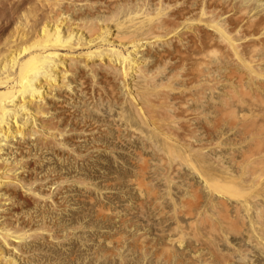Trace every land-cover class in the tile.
Returning <instances> with one entry per match:
<instances>
[{
  "label": "rangeland",
  "instance_id": "1",
  "mask_svg": "<svg viewBox=\"0 0 264 264\" xmlns=\"http://www.w3.org/2000/svg\"><path fill=\"white\" fill-rule=\"evenodd\" d=\"M93 1L96 4V0ZM101 1L108 2V0H97L100 10L97 4L92 6V9L97 7L98 12L95 10L94 14L88 10L96 17L97 14L101 15L99 12L103 14L107 11L106 8L103 10L105 6L99 5L105 3ZM109 1H113L114 5L109 4L108 11L110 9L114 11L112 6L117 7L118 3L115 1L120 0ZM124 1L122 3L126 1L131 3L134 0ZM151 1L146 0L151 5L147 3V6L153 9L155 0L152 1L153 4ZM162 1H165L164 5L171 4L168 13L171 16L174 15L172 18L176 22V18L178 19L179 25L175 24L176 28L179 30L191 28L194 31L190 32L193 35L189 33V36L184 37L185 42L187 41L184 44L185 47L176 40L170 42L171 45L178 46V49L186 54L190 53L191 56H193L192 53L197 54L203 50L209 52L213 65L216 61L214 65L216 67L212 65L214 67L212 71L216 77L219 75L217 80H222L215 82H219V85L213 82L210 86L209 84L200 85L201 87L190 85V87L193 86L191 88L188 86L189 91L193 92L190 91L192 95H189L192 99L190 107L193 111L198 108V113L195 112L197 114L192 118V124L195 127L191 125V132L194 134L191 133L193 144L188 145L189 148L188 146L185 148L184 145L180 148L177 145V148L175 147L177 151L173 149L176 153H171V147L166 145L163 135L160 134L159 130H162V127L157 128L162 121L160 117L155 116L156 119H154V116L151 118L147 115L148 118L145 116L143 119V116L134 112L128 102L129 95L127 96L122 84L107 74L108 77L103 69H97L98 73L95 74L97 77L80 70L77 77H80L78 74L82 72L81 78L84 77L83 86L85 87L82 86L84 89L80 91L83 94L77 91V82L74 83V79L72 81L74 90L68 92L71 95H66V100L69 102L66 108L65 104L61 105L62 107L58 106L59 108L55 105L51 106L53 108L47 117H51V120L45 119L47 123L52 121L49 124L55 122V126L58 122L57 132L62 134L57 137L61 141L58 139L59 141L52 143L49 140L51 143L43 144L38 140L39 144H36L37 140L35 143L34 139L32 141L29 139L24 143L28 145L27 142H30L28 147L31 146V150L26 148L29 151L27 152L29 160L27 157L26 159L31 164L27 165L26 171L31 173L24 172V176L30 181L31 177L32 181L33 178L40 181L42 177H47L45 178L47 183L45 182L46 185L43 187L41 181L44 182L45 179H41L39 184L33 181L34 189L36 186L38 190L41 186L40 200L23 191H18L9 209L15 212V217L9 220L12 226L14 224L15 227L33 230L37 228L36 231L28 229L34 232L31 236L33 238L30 237V243H33V248L35 247V255H30L29 260L24 261V264H264V173H261L264 168L256 169V173L253 165L250 163L252 165L250 166L249 162H246V156L244 158V154H248L255 146L259 147V143L262 144L259 148L264 146V62L261 67L263 74L261 80H247L248 83L245 80L243 87L232 82L228 79L231 72L241 71V69L238 68L239 66L236 68L226 54L222 56V52L217 48L212 26L206 24L209 21L200 15L202 7L214 10V14L218 13L219 17L215 15L216 20L224 23L231 34L234 32L233 35L239 42H246L241 44V51L245 50L242 52L246 54L248 40L240 41L238 38L242 36L240 34L247 35L249 32L257 31V26L261 24L262 15H264V7H262L264 0H242L241 2L244 6L246 4L249 8L247 10L251 13L252 11H256L254 14L257 13L254 15L257 17H254V22L259 23L257 25L254 23L255 27L253 26L249 32L246 31L247 29L242 31L244 26L232 16V13H226L227 5L234 7V11L242 6L239 3L241 0H222V3L220 0ZM136 2L135 0L127 4V7L129 8L130 5L133 7ZM257 3L260 6H257ZM120 11L123 12L122 9ZM79 12L84 13V11H78L76 14H80ZM258 12L262 13H260L261 16ZM190 24L193 26L190 27ZM158 45L144 46L146 51H143L148 52L147 55H143L148 57L145 62L146 67L154 70L157 67L156 70L161 72L165 69L163 75L158 71L160 79L165 74L167 76L178 71L176 68L179 66V61L174 59L171 53H175L176 46L173 48L171 45L169 47V44H162L160 47ZM209 48L210 50L213 48L211 50L213 53L207 51ZM154 49H157V52ZM164 50L170 62L162 60L165 54L159 55ZM213 54H220V56L215 58ZM189 55L187 57H190ZM260 55L263 56L264 52H260ZM159 65H162V69ZM177 69L180 70L181 75L180 67ZM180 77L184 78V76ZM180 77L179 81L173 80L174 86L184 87L185 81L182 79L180 82ZM127 78L131 80V77ZM249 84L255 85L249 87ZM114 85L117 86L114 87ZM132 86L131 88L134 89ZM153 119L160 121L155 123L157 121L154 122ZM162 122L161 125L165 127V122ZM261 123L263 124L260 125ZM251 126H254L256 130H253ZM152 127H156L155 130L158 129V132ZM59 142L62 143L59 145ZM47 144L50 146L48 147ZM179 148L181 151L178 150ZM177 152L178 157L174 155ZM252 168L253 174L249 171L253 170ZM258 180H263L262 184Z\"/></svg>",
  "mask_w": 264,
  "mask_h": 264
},
{
  "label": "bare ground",
  "instance_id": "2",
  "mask_svg": "<svg viewBox=\"0 0 264 264\" xmlns=\"http://www.w3.org/2000/svg\"><path fill=\"white\" fill-rule=\"evenodd\" d=\"M120 1H115V3L116 2L118 3L117 7L116 5L112 6L114 7L113 9L115 12L111 9L108 11L109 8H107L109 7V4L114 3L113 1H109V0L108 2L106 1L107 2L106 5H105L106 3L105 1H104L105 3L101 1L104 4H99V5L105 6V7L102 6L103 10L106 8L107 11L105 10L106 12H104L103 14L99 12V14L101 15L97 14V17H96V15L94 16L93 13L91 12H94L95 10H97L95 12H98V9H99L98 2L100 1L97 2V0H96V4H97L98 9L97 7H93L92 9L93 4H95V1L93 0H0V264H24V261L26 260L28 261L30 255H33L35 253V247L33 248L32 246L33 243L32 244L30 243V237L32 236V232L34 230L36 231L37 228L34 230L30 228L33 231H29L30 229L26 227H15L14 224L12 226L10 222L11 221L10 218L13 219V216L15 217V214H14L15 212L13 213L9 210L12 207L11 205L14 202V195H16L18 191H23V193L25 192L35 197L37 200H40L42 196L40 193L42 192H39V189L41 186L39 185L40 187L38 186L39 189L37 190L36 186L34 185L35 186V189H34L33 184L35 183H33V181L39 184L41 179L42 180L45 178L47 179V177H44V178L42 177L41 179L38 178L40 179V181L39 180L37 181L36 179L34 180L33 178V181H32V177H31L30 178L31 181H30V180H27L26 176H24V172H27L26 167L29 164V161H28L29 157L27 155V152L29 151L26 148L28 147L30 142H27L29 143L28 145L24 143H26V141H28L29 139H31V141L34 139L35 143H36V140L37 141L40 140L43 144L44 142L52 141L53 143L54 141L60 140L58 138L59 137L58 135L62 133L57 132L58 130L57 127L59 126L58 122H56L57 127L54 125L55 122L49 124L50 122H52L50 121L51 117H49L50 118L49 123H47V120L49 119L47 117L50 115L51 109L53 108L51 106L53 105L59 108L58 106L65 104L64 106L66 108V104L69 103L66 100L67 99L66 95H69L70 93L68 94V92L72 91V89L74 90L73 86L75 82H77V85H76L77 87L75 86L77 91H80V90L82 91V89H84L82 88V86L84 85L83 84L84 77L81 78V76H83L81 75L82 72L81 74H78V76L80 75V77H77V73L80 70L91 73L95 77L96 72L98 73V70H99L98 68L103 69L106 75L108 74L111 78H113L114 80H118L122 84V86L127 92V96L129 95L128 97L127 96L126 97L128 98V102L133 107L134 112H137L139 115L143 116L144 117L143 119H145V116L146 118H148L149 116L152 118V116H154L153 117L154 119H156L157 117L158 118L160 117V119H162L163 121L161 122L162 123L165 122V127L161 125V122H159L160 126L159 124L158 125L156 124V125H157V128L162 127V130H159L160 134L163 135V139L167 143L166 145L167 146L169 145L171 147V148L168 147L170 148L171 153H174L175 152L174 150L177 147H180V146L182 147V145H184V147L188 145L191 146L193 144L192 135L194 134L191 132L192 130L191 125H193L192 124L193 116H195V114L198 113L197 112L198 108H196L197 109L196 111L195 110L193 111L192 107H190V102L192 100L190 96L192 94L190 95L191 90L189 91L188 86L189 87L190 85H198V86L201 85L202 86L203 84H207V85L209 84L210 86L211 85L210 83L222 81V80H217L218 79L217 77L219 75L216 77L215 73L212 71L214 70L212 68L216 67L214 66L216 64V61L214 62L215 64L213 65V61L211 60L212 56L210 59L209 52H205V50L202 49L203 51L197 52V54L192 53L193 56H191L190 53L189 55V54L184 53L183 50L178 49L177 48L178 46L176 45L175 46L177 49L175 50V53L174 52H171V53L174 59H177L179 61V66L178 65L177 66L180 67L181 72L183 74L181 73L180 75L179 73L180 70L177 69L178 68L177 67L176 70L178 71H176L175 73L172 72V74H168L167 76L165 74L166 77L162 76V78L159 79V77L161 76L158 75V71L161 72V70H156L157 67L155 68V70L150 69V67L149 68L146 67L147 65L145 64V62H147L148 57H146L143 54H146L148 51L146 53L143 51L146 49L144 48V46L149 45L150 47L152 46L154 47L155 45H158V44H161V45L169 44V47H170L171 45L170 42L172 41L175 42V40L177 43L179 42L180 45L184 46V44L187 42V41L185 42L186 39L184 40V37L185 36L187 37V35L190 32L193 33L194 31H192L188 25L187 26L190 30L189 29L179 30V28L175 27L176 26L175 24L178 23V19L176 18L177 20L176 22L175 19L172 18L174 17V15L173 14L172 16L169 15L168 10L170 9L168 8H171V4L170 6L168 4L164 5L165 1L163 2L162 0H155L153 9H151L152 7L150 8L149 6H147L148 2H146V0H136L137 1L136 4H134L133 7L130 5L129 8L127 7V4H131L135 0L134 1L131 0L132 1L131 3L130 1L127 2L125 0L127 4H125L126 2L124 0H120ZM122 1H124L125 3H122ZM220 2L222 3V0H220ZM241 2L242 0L239 2L240 5H242ZM244 3L246 2L244 1ZM258 3H257V6L258 5L260 6V4ZM245 6L242 5L239 8L237 7V9H235L236 11L235 10L233 11L234 7L231 8V7H228L227 5L226 13L228 14L232 13V16L235 17L237 21L241 23L242 26H244L242 28V31L243 29H247L246 31L249 32V30L253 28V26L256 24L255 23L256 21L254 22V17H255L254 15H256L257 13L254 14L256 11H252L253 13H251L250 10H247L249 8ZM116 9H119V10L116 11ZM121 9L123 10V12L120 11ZM88 10H90L91 12ZM165 10L167 12H164ZM78 11H84V13L79 12L80 14H76ZM259 11H260V8H259ZM214 12H215L214 10H211L209 8L206 9L202 7L200 9V15L209 21V23H206V24L211 25L213 28L212 30L215 32L216 38L215 37L214 38L217 43L216 45L218 46L217 48L222 52V56L223 54L224 55L226 54L227 57L229 58L228 60H230V62L235 64L236 68L239 66L238 68L241 69V71L236 72L235 70V72H231L230 77H228V79H231L232 82L234 81V83L241 85L239 87L244 86L245 80L246 81L247 80L255 81L258 79L261 80L260 78L263 75L261 71V67H263L262 63L264 62V55L263 56L260 55V52L262 51L264 52V15H262L263 16V19L261 20L262 22L261 24H259V26H257L258 28L256 27L257 31L255 30L256 31L255 33L254 31H252V32H249L247 35L240 34V36L242 35L241 37L235 33V35H238L240 37L238 38L240 39V41L248 40L247 42L249 43V45L245 44L246 46H248L247 47L248 50L245 48L247 50L245 54L243 53L245 50L244 51L242 50L243 52L241 51V44L244 43L245 41L244 42L242 41V43L239 42V40H237V37L233 35L234 32H232L231 34L228 31L229 29L226 28V25L224 26V23H221L220 21H218V19L216 20L215 15H217L218 13L214 14ZM158 13H160L161 15L159 14L157 16ZM217 17L219 16L217 15ZM222 22H224L223 19H222ZM191 24H190V27L193 26ZM211 36L212 35H210V37ZM120 46H123L124 49L120 48ZM210 48L207 51H211L213 49L212 48L210 50ZM214 49L218 51L215 47ZM156 50L154 49V51ZM162 52H165V50ZM162 52L161 54L159 53V55L164 56L163 54H165L166 56H164V58L163 59L161 58V59L164 60V62L169 61L170 58L168 57L167 52L165 53H162ZM168 53L169 55H171L170 51H168ZM215 54H213V56ZM220 54L218 55L220 56ZM187 55H189L190 57H187ZM218 55H215V58ZM159 66H161V69H162V65H159ZM163 70L165 71V69ZM164 71H162L161 74ZM216 73L218 74L219 72H216ZM180 76H184V78ZM127 77H131V80H128ZM179 77H180V82L182 79H183L182 81H185L183 83L184 87L173 85L174 84L172 83L173 80L175 79L179 81L178 80ZM74 79L75 81L72 85V81ZM180 82L179 84L182 85V83ZM219 82L215 83V85L217 84L219 85L220 84ZM254 83L256 84V82ZM259 83H257V85ZM131 85L134 86V89L131 88ZM254 85H250L249 87L254 86ZM110 86L109 88L111 89L113 85L112 87ZM115 86L117 85H114V87ZM263 86H264V83H263ZM239 90L241 89L239 88ZM81 91L80 93H82ZM83 92H85V90H83ZM198 93L201 94L200 92ZM61 97H64L65 99ZM86 100H84V102L88 101ZM68 111H70V109ZM46 118L47 120H45ZM153 121L152 123H154L157 120H155L154 122ZM158 121L155 123H158ZM263 123H261L260 125H262ZM153 126H155V124H153ZM247 127L250 128V126H247ZM251 127H253V130H256L254 129L255 128L254 126H251ZM152 128L155 130L156 127L155 128L152 127ZM194 130L195 129H193V131ZM250 130L248 131L250 132ZM64 131H63V135L65 133ZM255 132L257 133V131ZM63 135H61V137ZM258 140L256 141L258 142ZM262 141L263 140H261V142ZM41 142L40 144H42ZM61 143L59 142V145ZM36 144H39V141ZM260 145L262 144L259 143V147ZM30 147H28L29 150H31ZM259 147L255 146L253 147L254 150L252 149L249 152L247 151L248 154L246 155L244 154V158L246 156L245 159H247L246 162H249V164L251 163L255 171L256 169L264 168V154H262V152L264 153L263 151L264 146H261L263 148H259ZM180 148L178 150L181 151ZM178 152L177 154H174V155L177 156ZM31 153L32 152H30V154ZM26 157L28 158V160L26 159ZM179 157H181L180 154H179ZM189 163L191 162L189 161ZM251 164L250 166H252ZM247 166H244V167L247 168ZM28 169L29 167L27 168V170ZM226 169L229 170L228 168ZM254 169L249 170V171L252 172L254 171ZM29 171H31V169ZM263 171L261 172L260 170L259 172L264 173ZM253 173L254 172H252V174ZM232 175H230V177ZM34 176L36 178V175ZM256 176H258V174H256ZM45 180L44 182L41 181L42 187L43 185H46L44 184L45 182L47 183V180L46 181ZM259 180L258 182L263 181V180L261 181ZM60 185L59 187H61ZM8 210L9 212H7ZM42 217L40 218L42 219ZM40 218L39 220H41ZM31 220L32 219H30V221ZM41 229L44 230L43 228ZM32 238L33 237H31V239Z\"/></svg>",
  "mask_w": 264,
  "mask_h": 264
}]
</instances>
